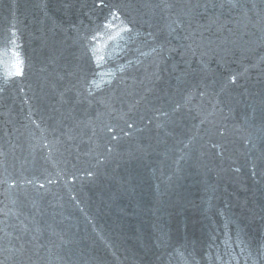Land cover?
I'll list each match as a JSON object with an SVG mask.
<instances>
[{"label": "water", "instance_id": "water-1", "mask_svg": "<svg viewBox=\"0 0 264 264\" xmlns=\"http://www.w3.org/2000/svg\"><path fill=\"white\" fill-rule=\"evenodd\" d=\"M0 264H264V0H0Z\"/></svg>", "mask_w": 264, "mask_h": 264}, {"label": "snow or ice", "instance_id": "snow-or-ice-1", "mask_svg": "<svg viewBox=\"0 0 264 264\" xmlns=\"http://www.w3.org/2000/svg\"><path fill=\"white\" fill-rule=\"evenodd\" d=\"M17 74H19V73H17Z\"/></svg>", "mask_w": 264, "mask_h": 264}]
</instances>
